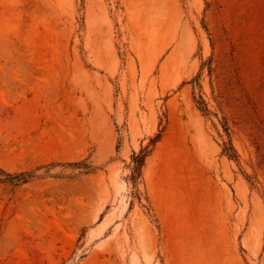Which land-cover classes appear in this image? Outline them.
Segmentation results:
<instances>
[{
  "label": "rangeland",
  "instance_id": "obj_1",
  "mask_svg": "<svg viewBox=\"0 0 264 264\" xmlns=\"http://www.w3.org/2000/svg\"><path fill=\"white\" fill-rule=\"evenodd\" d=\"M0 264H264V0H0Z\"/></svg>",
  "mask_w": 264,
  "mask_h": 264
},
{
  "label": "trees",
  "instance_id": "obj_2",
  "mask_svg": "<svg viewBox=\"0 0 264 264\" xmlns=\"http://www.w3.org/2000/svg\"><path fill=\"white\" fill-rule=\"evenodd\" d=\"M230 157H234V155H230ZM139 166L141 167L143 165V160H138Z\"/></svg>",
  "mask_w": 264,
  "mask_h": 264
}]
</instances>
